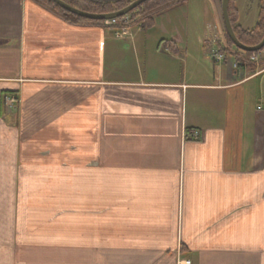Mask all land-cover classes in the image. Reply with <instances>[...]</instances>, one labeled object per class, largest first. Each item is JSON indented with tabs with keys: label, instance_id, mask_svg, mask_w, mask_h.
Wrapping results in <instances>:
<instances>
[{
	"label": "crops",
	"instance_id": "0c3cea01",
	"mask_svg": "<svg viewBox=\"0 0 264 264\" xmlns=\"http://www.w3.org/2000/svg\"><path fill=\"white\" fill-rule=\"evenodd\" d=\"M128 31L0 0V264H264V65L220 0Z\"/></svg>",
	"mask_w": 264,
	"mask_h": 264
},
{
	"label": "trees",
	"instance_id": "16d2710c",
	"mask_svg": "<svg viewBox=\"0 0 264 264\" xmlns=\"http://www.w3.org/2000/svg\"><path fill=\"white\" fill-rule=\"evenodd\" d=\"M31 1L47 7L48 9L52 10L54 13L58 15L71 16L76 22L103 23V21H92V20H88V19H84L81 17H77L75 15H72L64 11L57 5H55L50 0H31ZM62 1H64L65 3L77 9H80L86 12L104 14V13L118 11L124 8L125 6H127L128 4H130L131 2H133L134 0H62ZM185 1L186 0H148L142 3L141 5H139L137 8L133 9L129 13V15L131 19L134 21L148 23L151 21L152 17L156 15L157 13L167 10L170 7L176 6ZM228 15H229L230 22L233 27L234 33L241 43H243L246 46H254L260 42L264 34V0H260L258 22L252 29L243 30L236 24L235 10L233 8V0H229ZM225 37H226L228 46L233 47V44L228 39L226 34H225ZM227 50L229 51L228 48ZM257 53L262 54V57L260 58L257 64L259 66L264 65V47ZM247 54L250 55L251 53H247ZM234 56H236V54H234ZM236 59L239 60L237 56H236ZM244 61L247 64H252V65L255 64L254 62H250L247 59Z\"/></svg>",
	"mask_w": 264,
	"mask_h": 264
},
{
	"label": "water",
	"instance_id": "95a60500",
	"mask_svg": "<svg viewBox=\"0 0 264 264\" xmlns=\"http://www.w3.org/2000/svg\"><path fill=\"white\" fill-rule=\"evenodd\" d=\"M55 5L63 9L64 11L75 15L77 17H81L84 19L92 20V21H106L115 19L117 17L124 16L128 13H130L133 9L137 8L142 3L148 1V0H134L124 8L110 13H104V14H97V13H90L86 12L80 9H77L67 3H65L62 0H50ZM220 6H221V12H222V18H223V24L224 29L226 32V35L228 39L231 41L233 46L239 50L245 51V52H258L264 47V34L260 40L259 43H257L254 46H246L243 43L239 41V39L236 37L233 27L230 22V18L228 15V6H229V0H220Z\"/></svg>",
	"mask_w": 264,
	"mask_h": 264
},
{
	"label": "built area",
	"instance_id": "2783aa9c",
	"mask_svg": "<svg viewBox=\"0 0 264 264\" xmlns=\"http://www.w3.org/2000/svg\"><path fill=\"white\" fill-rule=\"evenodd\" d=\"M131 24H132V19L129 15H125V16H122L120 18H115V19L105 21V25L115 29L114 35L116 38H120L123 35H127V36L131 37V33L128 31V30H130ZM138 26H140V24H138ZM238 54L242 59H247L249 61H257L258 60V54L248 55L243 51H239ZM224 57L227 58L230 56H224V54L219 53V51L213 52L214 60H221ZM233 67H237V63H234ZM184 137H190V138L196 140L197 138H199V133H198V131H193V132H190L188 135L185 134ZM187 263H189V262L187 261Z\"/></svg>",
	"mask_w": 264,
	"mask_h": 264
},
{
	"label": "rangeland",
	"instance_id": "374dc122",
	"mask_svg": "<svg viewBox=\"0 0 264 264\" xmlns=\"http://www.w3.org/2000/svg\"><path fill=\"white\" fill-rule=\"evenodd\" d=\"M258 1L259 0H240L241 6H242V9H243V13H244V17H247L250 14H254L255 7H256ZM261 57H262V55L260 56V58ZM2 101H3V103H2V106H3L2 111H4V108H11L14 105L19 104L20 100H19V98H16V96L15 97L9 96V97H5V98L3 97ZM7 150L10 151V148H7ZM10 155L11 154H9V152H7V154H4L2 152V154L0 155V161H1V163H0V174H3L2 171L8 170V169L9 170H16V169L20 170V167H19L20 164L19 163L13 164L12 168H10L11 166L9 167L8 164L4 163V162H6V161H8L10 159V157H9ZM13 156H15V155H13ZM5 180H6L7 183L10 182V180H8V179H5ZM5 180H3V179L0 180V186L4 185Z\"/></svg>",
	"mask_w": 264,
	"mask_h": 264
}]
</instances>
